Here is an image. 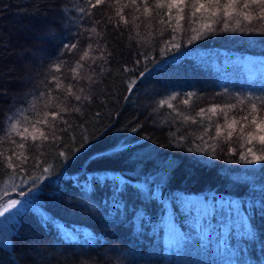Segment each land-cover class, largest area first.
<instances>
[{"label":"trees","instance_id":"1","mask_svg":"<svg viewBox=\"0 0 264 264\" xmlns=\"http://www.w3.org/2000/svg\"><path fill=\"white\" fill-rule=\"evenodd\" d=\"M159 2L0 0V187L24 209L0 264H264V161L240 159L264 155V19Z\"/></svg>","mask_w":264,"mask_h":264},{"label":"snow or ice","instance_id":"2","mask_svg":"<svg viewBox=\"0 0 264 264\" xmlns=\"http://www.w3.org/2000/svg\"><path fill=\"white\" fill-rule=\"evenodd\" d=\"M100 0H97V3H99ZM184 2V0H167V4H165L164 2H159L155 5L156 8L158 9H164L165 7L171 8L172 6H175L177 3L182 4ZM208 4L210 5H216L215 8V13L218 14L220 12H223L227 15H231L232 14V9H234L235 5H242V7L244 9H249L252 6H257L259 11L257 12V19H264V0H225V2H221V0H207ZM144 6H145V11H149L148 7H147V0H143ZM133 4H135V0H133ZM205 5L204 4H200V8H203ZM197 11H199V8L196 9ZM194 15V13H193ZM245 19H249L248 13H244ZM161 23H164V21H161ZM206 27H208L206 25ZM94 31V29H93ZM199 36L198 35H194L191 37L192 40H196L198 39ZM172 47H179L178 43H173L171 45ZM72 47H75V45H72ZM85 56H87V52L84 53ZM102 58V57H101ZM94 62V61H93ZM81 68V65L79 63L76 64V66L74 68L71 69L72 72H76L77 69ZM57 71H59V68H57ZM89 81L91 80V77L88 78ZM81 92L84 91L83 88L80 89ZM67 92L69 93V95L72 94V88L71 86H68L67 88ZM84 99H88V97H83ZM74 99L76 101H80L82 99L81 95H75ZM173 99H175L173 97ZM248 100H252L253 98L248 97ZM256 100L259 103V106L264 107V97H258L256 98ZM188 101L185 100V103H187ZM258 103H252L251 104V109L252 111H257L258 109ZM73 111L79 112L80 109L78 107H74ZM211 111L213 113H215L217 111V109L215 107L211 108ZM242 119L244 120H248V116L245 115L244 117H242ZM34 123H38V122H34ZM251 123L253 125H255L256 131L250 132L248 133V143L251 144L253 139L258 140L260 145H264V135H257L258 133L264 132V122H258V117H253V119L251 120ZM37 131L39 132V135L41 137H43L45 134L43 131H40L39 129H37ZM24 132L27 133L28 132V128L24 129ZM229 136H231V133H229ZM24 139H26V137H24ZM32 139L35 140L36 136L33 135ZM19 147L21 149H23L25 147V145L23 143H21L19 145ZM124 145L121 146V149H123ZM260 151H264V149H260ZM248 152L251 153L250 157H246V156H241L240 159L244 160L247 163H253V162H261L264 161V155H256L255 151L252 148L248 149ZM61 155H63V153H61ZM44 172H47L48 169L44 168L43 169ZM8 175H11V173H6ZM20 173L16 172V176L19 177ZM36 179V178H33ZM13 186L15 187V183L13 184ZM27 191H32V187L29 186ZM21 195H27V192H22ZM31 203V201H25V207H27V205H29ZM18 205H20V201L19 200H12L10 203L5 204V205H0V217H5L6 213H9L11 209H17ZM23 208H20L16 213H14L12 216H8L6 217L5 221L9 219H13L14 216L16 215H20V213L23 211ZM250 235V233H249Z\"/></svg>","mask_w":264,"mask_h":264},{"label":"rangeland","instance_id":"3","mask_svg":"<svg viewBox=\"0 0 264 264\" xmlns=\"http://www.w3.org/2000/svg\"><path fill=\"white\" fill-rule=\"evenodd\" d=\"M75 47H72V52L69 53H65L68 50L64 51V57L61 58V60L57 59L54 60V62L52 63V65L50 64L48 66V68H43L44 65L42 62H38L36 66H34V68L32 69V71L30 70L29 64L27 65V67H25V73H23V82L25 84V86H29V85H35V83H37V78L40 76L41 79H43V76L46 77V79L49 82H53V83H57L56 80H54V78H52V74L53 73H57L59 71H57V68L59 69H64L66 72L68 71V68L71 64V61H74V58L78 57L80 54V50H82V43L80 42L79 39H77L75 41ZM30 53L24 54L21 59L26 62L23 58L24 56H27ZM87 57H84V59ZM39 73L41 75H39ZM27 91V90H26ZM37 119H39V113L36 117ZM25 179H21V189H26V187L28 186V182L29 180H27L26 177H24ZM16 187L13 186L12 182L6 183L3 187H0V205H5L10 203L12 200H19L20 201V197L16 192ZM20 208H22V202L20 201V205H18L17 209H11L9 213L5 214V217H0V241H2V234L5 232L6 230V222L5 221L6 217L8 216H12L14 213H16Z\"/></svg>","mask_w":264,"mask_h":264}]
</instances>
